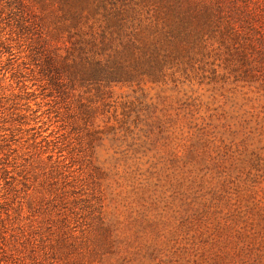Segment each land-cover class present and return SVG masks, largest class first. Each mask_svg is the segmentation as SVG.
Returning <instances> with one entry per match:
<instances>
[{"label":"rangeland","instance_id":"rangeland-1","mask_svg":"<svg viewBox=\"0 0 264 264\" xmlns=\"http://www.w3.org/2000/svg\"><path fill=\"white\" fill-rule=\"evenodd\" d=\"M0 264H264V0H0Z\"/></svg>","mask_w":264,"mask_h":264}]
</instances>
